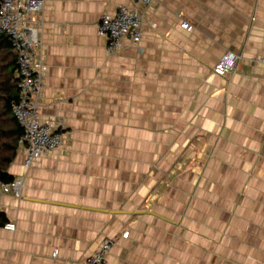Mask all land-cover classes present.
Instances as JSON below:
<instances>
[{"label": "crops", "instance_id": "1", "mask_svg": "<svg viewBox=\"0 0 264 264\" xmlns=\"http://www.w3.org/2000/svg\"><path fill=\"white\" fill-rule=\"evenodd\" d=\"M133 2L37 14L41 115L65 148L28 170L17 152L25 186L0 193L16 223L0 228V264L84 261L106 238L110 264H264V0H154L140 44L108 55L101 16ZM226 49L240 58L219 76Z\"/></svg>", "mask_w": 264, "mask_h": 264}, {"label": "built area", "instance_id": "2", "mask_svg": "<svg viewBox=\"0 0 264 264\" xmlns=\"http://www.w3.org/2000/svg\"><path fill=\"white\" fill-rule=\"evenodd\" d=\"M154 0H134L129 5H121L114 12H105L98 23V34L106 40L108 55L120 52L129 41L138 46L144 33L143 7H149ZM47 0H1L0 32L10 37L12 46L18 56L17 76L19 79V98L13 104V112L23 127L18 151L25 153L26 170L38 164L45 156L55 155L65 148L63 124L55 119H45L41 115L40 100L45 87L46 64L42 52L40 37L41 22L37 14L44 11ZM156 27V24H152ZM181 27L191 31L189 22H181ZM240 56L231 49H226L214 67V73L226 76L235 71ZM26 174L15 177L13 181L1 183L0 193L21 198L25 186ZM15 230L16 223L5 226ZM130 231L123 233L128 237ZM117 238H106L98 248L84 261H70L68 264H110L108 255L116 244ZM59 256L55 248L52 257Z\"/></svg>", "mask_w": 264, "mask_h": 264}, {"label": "trees", "instance_id": "3", "mask_svg": "<svg viewBox=\"0 0 264 264\" xmlns=\"http://www.w3.org/2000/svg\"><path fill=\"white\" fill-rule=\"evenodd\" d=\"M17 61L10 37L0 32V184L14 179L9 167L17 155L24 132L13 112V104L19 98ZM7 222L6 214L0 212V228Z\"/></svg>", "mask_w": 264, "mask_h": 264}]
</instances>
